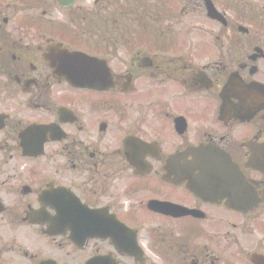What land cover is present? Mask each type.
I'll list each match as a JSON object with an SVG mask.
<instances>
[{"label": "flooded vegetation", "instance_id": "1", "mask_svg": "<svg viewBox=\"0 0 264 264\" xmlns=\"http://www.w3.org/2000/svg\"><path fill=\"white\" fill-rule=\"evenodd\" d=\"M169 1L0 0V264H264V0ZM85 210L131 256L52 227Z\"/></svg>", "mask_w": 264, "mask_h": 264}, {"label": "rangeland", "instance_id": "2", "mask_svg": "<svg viewBox=\"0 0 264 264\" xmlns=\"http://www.w3.org/2000/svg\"><path fill=\"white\" fill-rule=\"evenodd\" d=\"M154 16L152 17H149V20L153 19ZM122 19L128 21V22H131L130 25H136V24H142L139 22V20L141 19L140 16H137V15H128V16H122ZM133 19V20H132ZM138 28V27H137ZM58 240V239H57Z\"/></svg>", "mask_w": 264, "mask_h": 264}, {"label": "water", "instance_id": "3", "mask_svg": "<svg viewBox=\"0 0 264 264\" xmlns=\"http://www.w3.org/2000/svg\"><path fill=\"white\" fill-rule=\"evenodd\" d=\"M72 81H74L75 83L78 82V78H77V76H74V77L72 78Z\"/></svg>", "mask_w": 264, "mask_h": 264}]
</instances>
